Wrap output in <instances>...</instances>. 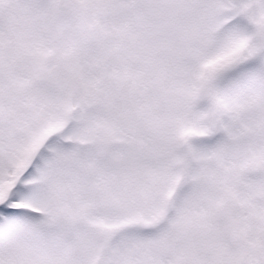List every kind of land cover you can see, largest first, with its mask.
Returning a JSON list of instances; mask_svg holds the SVG:
<instances>
[{"label": "snow or ice", "instance_id": "6c2138e0", "mask_svg": "<svg viewBox=\"0 0 264 264\" xmlns=\"http://www.w3.org/2000/svg\"><path fill=\"white\" fill-rule=\"evenodd\" d=\"M0 264H264V0H0Z\"/></svg>", "mask_w": 264, "mask_h": 264}]
</instances>
